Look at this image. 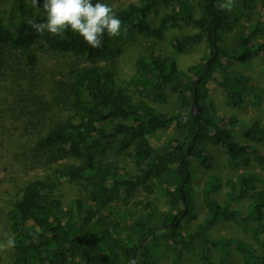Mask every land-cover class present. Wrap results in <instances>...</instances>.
Here are the masks:
<instances>
[{
    "label": "trees",
    "instance_id": "obj_1",
    "mask_svg": "<svg viewBox=\"0 0 264 264\" xmlns=\"http://www.w3.org/2000/svg\"><path fill=\"white\" fill-rule=\"evenodd\" d=\"M227 3L135 0L114 11L121 35L105 33L102 46L91 48L71 30L38 35L29 22L42 23L46 14L31 0H0V78L8 65L33 102L24 109L11 102L21 114L10 109L13 152L50 166L10 196L4 215L15 247L8 264H163L166 258L184 264L191 251L202 264H229L231 249L242 264H264V80L239 68L256 58L264 67V0H233L231 10ZM183 26L193 32L173 36L176 52L206 42L209 55L181 68L176 56L147 46L130 76L119 77L117 63L128 43L138 36L160 41ZM54 56L71 59L66 72L44 65ZM213 83L230 108L251 105L262 114L239 124L216 107ZM170 93L187 108L185 119L161 109ZM194 101L201 108L197 115ZM170 128V139L152 142L153 134ZM4 134L0 129V147ZM214 146L232 168L245 170L214 172ZM125 154L134 172L121 165ZM196 162L206 171L205 214L192 228L198 219ZM65 182L81 185L85 195L65 204L58 194ZM137 190L158 193L141 201V209L148 208L143 215L131 203ZM161 198L165 209L157 206ZM221 221L240 224L253 242L211 235Z\"/></svg>",
    "mask_w": 264,
    "mask_h": 264
},
{
    "label": "rangeland",
    "instance_id": "obj_2",
    "mask_svg": "<svg viewBox=\"0 0 264 264\" xmlns=\"http://www.w3.org/2000/svg\"><path fill=\"white\" fill-rule=\"evenodd\" d=\"M135 0H111L110 6L114 11L119 9L120 7L125 6L129 2ZM43 0H40L42 8ZM37 8V7H36ZM38 8V9H39ZM262 11V10H258ZM193 30L190 27H182L180 29H173L166 33L165 37L158 41L152 38H144V37H136L132 42L128 43L125 47V53L122 58L118 61V73L120 78H128L130 74L133 72V62L135 58L144 51L147 46H153L158 50L162 51L165 54L176 56L178 63L181 68H185L192 63L197 62L202 57L207 56L211 52L210 45L206 42L199 43L193 46L188 47L183 53L178 54L172 45V39L174 35H182L185 33H192ZM237 33L232 34L231 38L227 39L229 43H233L235 36ZM71 62L69 58H63L61 56L48 57L44 61V65L48 68L56 69L60 72H66L67 63ZM86 62H82L84 64ZM241 70L246 73L252 75V77L261 82L264 80V67L260 59H255L250 64L246 66H240ZM10 73V74H9ZM4 77L2 78V83H0V129L4 131L2 147H0V244H7V241L10 237V232L6 225L4 212L9 207L10 196H14L19 188L25 185L28 181L32 180L37 176L44 175L49 169L50 166L46 164H42L39 162H34L31 157L23 158V157H15V152H13L14 143H16L15 138H12V113L16 116H20V109H24V107L31 106L30 104V96H27L26 85L21 82V78L17 79L13 77L15 74L13 70L7 65L4 70ZM0 78V80H1ZM61 76L59 77V79ZM62 86H64L65 79H60ZM211 88V97L214 100V103L219 111L223 113L232 114V116L237 118L239 124H246L252 117L260 116L262 114L261 110L251 105H245L241 108H230L225 103V94L221 88L215 86L214 83L210 86ZM25 89V91H23ZM170 100L166 105L161 106V109L166 112H180L183 118L186 117L187 108L183 106H179L176 101V96L173 93H170ZM7 99V100H6ZM15 99V105L21 106L20 109L16 111V107L11 104V102ZM53 95H50V101L52 102ZM7 106V111H5L4 107ZM12 108V109H11ZM4 109V111H2ZM10 109L12 113L10 112ZM237 138H239V133L236 128H231ZM172 129L159 130L155 134L151 136L152 142L156 144H161L166 140L172 137ZM212 152L215 154L214 159V169L213 171L223 175L230 176L239 173L245 168L236 169L232 168L226 160L223 152L220 147H212ZM121 165L128 171L134 172L135 168L130 160L128 155H124L120 157ZM195 168L197 170V177L194 180V186L196 187V195L195 200L197 203L196 213L198 219L194 221L191 227H196V224L202 221L204 217L205 210L203 204L201 202V185L202 178L206 174V171L201 167V165L196 162ZM247 170V168H246ZM85 190H83L82 186L79 184H72L65 182L61 185L58 190V194L61 196L63 202L67 204L70 200L75 198L76 196H84ZM158 193L154 192L152 194H146L142 190H137L135 195L133 196L132 204L138 206V213L144 214L148 208L141 209L142 200L145 198L154 199ZM219 199L223 200L224 195L222 192L219 195ZM157 206L160 209H165L164 199H160ZM247 206V202L244 201L242 206H240V212L244 213ZM249 226H254V221H249L247 223ZM223 235V236H232L236 238L245 239L247 241L253 242V239L250 235H248L243 227L233 221H221L217 223L212 231L211 235ZM11 249L5 248L0 250V264H8L11 257ZM214 255V253H213ZM171 259H164L163 264H171ZM184 264H202L198 256L195 252L191 251L187 253L183 260ZM229 264H242L240 254L231 249L230 261H227Z\"/></svg>",
    "mask_w": 264,
    "mask_h": 264
},
{
    "label": "clouds",
    "instance_id": "obj_3",
    "mask_svg": "<svg viewBox=\"0 0 264 264\" xmlns=\"http://www.w3.org/2000/svg\"><path fill=\"white\" fill-rule=\"evenodd\" d=\"M31 3L33 7L41 6L40 0H31ZM233 6V0L224 5L227 10ZM42 10L46 14L44 22H29L40 36L45 32L53 36L62 35L71 30L82 37L89 47L100 48L105 33L109 37L121 35L122 21L109 4L99 0L95 3L93 0H43ZM13 247L15 240L12 238L6 245L0 244V250Z\"/></svg>",
    "mask_w": 264,
    "mask_h": 264
},
{
    "label": "water",
    "instance_id": "obj_4",
    "mask_svg": "<svg viewBox=\"0 0 264 264\" xmlns=\"http://www.w3.org/2000/svg\"><path fill=\"white\" fill-rule=\"evenodd\" d=\"M208 64H209V62L207 63V65ZM200 111H201V108H200L199 104L196 101H194L192 106H191V112L193 113V115H197L198 113H200ZM139 264H141V263H139Z\"/></svg>",
    "mask_w": 264,
    "mask_h": 264
}]
</instances>
